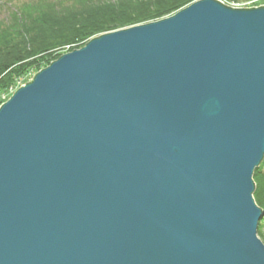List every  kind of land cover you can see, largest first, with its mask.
Wrapping results in <instances>:
<instances>
[{
  "label": "water",
  "instance_id": "95a60500",
  "mask_svg": "<svg viewBox=\"0 0 264 264\" xmlns=\"http://www.w3.org/2000/svg\"><path fill=\"white\" fill-rule=\"evenodd\" d=\"M264 6L103 34L0 105V264H264Z\"/></svg>",
  "mask_w": 264,
  "mask_h": 264
},
{
  "label": "trees",
  "instance_id": "16d2710c",
  "mask_svg": "<svg viewBox=\"0 0 264 264\" xmlns=\"http://www.w3.org/2000/svg\"><path fill=\"white\" fill-rule=\"evenodd\" d=\"M196 0H33L8 4L0 19V94L56 60L57 50L81 48L94 36L156 22ZM1 104V102H0ZM264 159L254 170L253 199L264 214ZM264 216L257 236L264 245Z\"/></svg>",
  "mask_w": 264,
  "mask_h": 264
},
{
  "label": "rangeland",
  "instance_id": "374dc122",
  "mask_svg": "<svg viewBox=\"0 0 264 264\" xmlns=\"http://www.w3.org/2000/svg\"><path fill=\"white\" fill-rule=\"evenodd\" d=\"M29 1H33V0H0V19H3L5 18V14H7L8 11H11L10 7L8 4H13L15 5V3H26V2H29ZM52 1V0H51ZM199 0H196L194 2H197ZM220 1L221 3H223L224 5L228 6V7H231L233 9H251V8H258L260 6H264V0H218ZM193 2V3H194ZM192 4V3H191ZM189 6V5H188ZM8 10V11H6ZM182 10V9H181ZM180 11V10H179ZM178 12V11H177ZM176 12V13H177ZM175 14V13H174ZM174 14H171L169 15L168 17L174 15ZM166 17V18H168ZM164 18V19H166ZM152 23V22H151ZM139 26V25H137ZM132 27H135V26H132ZM128 28H131V27H128ZM127 29V28H125ZM120 30H123V29H120ZM116 31H119V30H116ZM114 32V31H113ZM110 33V32H108ZM104 34H107V33H104ZM103 35V34H101ZM99 35V36H101ZM98 36H94L93 38H96ZM92 39V38H91ZM90 39V40H91ZM89 41V40H88ZM87 41V42H88ZM86 42V43H87ZM85 43V44H86ZM84 44V45H85ZM84 45H82L81 47H83ZM70 47H73V46H64L63 48L59 49L56 51V53L60 56L64 55V54H67L69 53V48ZM80 49V48H79ZM77 50V49H76ZM59 56V57H60ZM58 57V58H59ZM55 61V60H54ZM53 62V61H52ZM51 62V63H52ZM48 66V65H47ZM47 66H45L44 68H46ZM44 68H41L40 70L44 69ZM40 70L38 71H28L27 74L23 77V78H19V79H16L14 80V85H12L11 87L7 88L3 94L1 95L0 94V102L2 104H4L10 97L11 95L18 89L20 88L21 86H23L25 83L29 82L33 76L39 72ZM264 169V166L262 167ZM263 233H264V229H263ZM258 237V236H257ZM260 240V239H259ZM264 240V239H263Z\"/></svg>",
  "mask_w": 264,
  "mask_h": 264
}]
</instances>
